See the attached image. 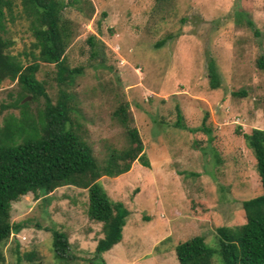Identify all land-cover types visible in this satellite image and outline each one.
<instances>
[{
  "label": "rangeland",
  "instance_id": "obj_1",
  "mask_svg": "<svg viewBox=\"0 0 264 264\" xmlns=\"http://www.w3.org/2000/svg\"><path fill=\"white\" fill-rule=\"evenodd\" d=\"M61 1L72 32L65 63L78 68L66 88L78 132L104 162L128 143L114 113L126 103L149 166L135 159L126 172L99 178L109 199L130 211L107 253L94 251L101 224L86 214V189L62 185L11 202L10 220L21 227L2 245L0 264H15L16 244L45 264H178L174 245L194 235L216 247V227L243 223L241 200L260 191L252 150L236 128H264V73L255 62L264 53V0ZM29 25L20 17L4 23L10 53L28 50ZM210 59L216 88L209 86ZM54 69L40 62L36 73L52 102ZM17 91L15 81H0V126L8 113L20 115L19 105L10 106ZM175 106L185 127L175 124ZM42 107L40 97L27 109ZM53 230L68 241L63 257L54 254Z\"/></svg>",
  "mask_w": 264,
  "mask_h": 264
},
{
  "label": "trees",
  "instance_id": "obj_2",
  "mask_svg": "<svg viewBox=\"0 0 264 264\" xmlns=\"http://www.w3.org/2000/svg\"><path fill=\"white\" fill-rule=\"evenodd\" d=\"M19 1L21 10L16 9L15 0H0V30H5L4 23L8 20L26 18L34 37L28 50L12 54L9 46L13 40L0 35V81H15L19 94L10 106L21 107L18 117L8 113L0 126V260L2 245L21 227V222L10 220L11 202L27 192L36 196L38 192L45 194L62 185L86 189V214L101 224V235L94 247L100 255L120 241L121 229L130 211L122 201L109 199L99 178L126 172L135 159L144 166L149 163L142 152L136 127L129 126L131 118L126 103L119 104L114 113L127 132V145L120 150L111 149L104 162L95 159L91 146L78 132L79 122L74 118L76 108L66 89L78 68H70L65 63L64 51L72 35L61 14L65 3L61 0ZM75 1L70 0L69 4ZM88 37L91 40L93 35ZM40 62L54 65L53 79L59 85L54 102L46 92V81L36 76ZM255 62L264 73V53L257 56ZM207 69L210 88L218 87V73L211 59L207 62ZM237 93L244 94L243 91ZM40 97L43 98V107L32 114L27 109L28 104ZM175 108V124L185 127L179 107ZM206 117L207 114L202 123ZM236 133L252 150L260 191L241 200L243 223L216 227V247L208 245L201 235L177 242L174 254L178 264H214L215 258L219 264H264V128L251 127L247 132L236 128ZM67 243L62 232L52 231L55 256L63 257L67 253ZM17 247L16 244L15 264H45L35 251L20 253Z\"/></svg>",
  "mask_w": 264,
  "mask_h": 264
},
{
  "label": "crops",
  "instance_id": "obj_3",
  "mask_svg": "<svg viewBox=\"0 0 264 264\" xmlns=\"http://www.w3.org/2000/svg\"><path fill=\"white\" fill-rule=\"evenodd\" d=\"M98 237H99V236H98ZM108 250H109V249H108ZM108 250H106V253H107ZM102 256H103V255H102ZM105 259H106V263H107V258H105Z\"/></svg>",
  "mask_w": 264,
  "mask_h": 264
},
{
  "label": "clouds",
  "instance_id": "obj_4",
  "mask_svg": "<svg viewBox=\"0 0 264 264\" xmlns=\"http://www.w3.org/2000/svg\"><path fill=\"white\" fill-rule=\"evenodd\" d=\"M97 240V239H96ZM95 247V246H94Z\"/></svg>",
  "mask_w": 264,
  "mask_h": 264
}]
</instances>
